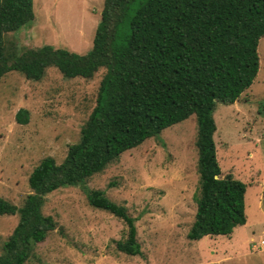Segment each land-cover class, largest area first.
Masks as SVG:
<instances>
[{"label":"rangeland","instance_id":"rangeland-1","mask_svg":"<svg viewBox=\"0 0 264 264\" xmlns=\"http://www.w3.org/2000/svg\"><path fill=\"white\" fill-rule=\"evenodd\" d=\"M104 0H33L34 19L6 35L8 50L21 53L45 45L80 55L92 48ZM253 84L232 105L213 112L215 154L222 175L246 185V223L227 236L187 238L199 189L195 116L173 125L120 155L86 182L135 218L141 256L116 248L125 223L93 208L80 187L46 196L41 212L55 221L24 264H264V37L257 48ZM100 69L92 78L67 79L54 67L40 81L11 71L0 79V199L20 208L31 194L28 177L46 157L57 164L95 106ZM19 110L28 114L18 124ZM19 215L0 216V255Z\"/></svg>","mask_w":264,"mask_h":264},{"label":"trees","instance_id":"trees-1","mask_svg":"<svg viewBox=\"0 0 264 264\" xmlns=\"http://www.w3.org/2000/svg\"><path fill=\"white\" fill-rule=\"evenodd\" d=\"M33 0H0V79L11 71L40 81L47 68L63 77L92 78L100 69L95 106L59 164L46 157L28 177L32 191L22 207L0 199V216L19 215L2 248L0 264H24L34 244L56 226L41 212L46 196L80 187L88 203L122 220L126 239L119 252L141 256L135 218L86 182L124 152L195 116L197 132L196 213L187 238L227 236L246 223V185L222 175L214 145L213 112L232 105L259 70L264 37V0H104L92 48L83 55L45 45L21 53L8 50L6 35L33 21ZM18 124L28 123L19 110Z\"/></svg>","mask_w":264,"mask_h":264},{"label":"built area","instance_id":"built-area-1","mask_svg":"<svg viewBox=\"0 0 264 264\" xmlns=\"http://www.w3.org/2000/svg\"><path fill=\"white\" fill-rule=\"evenodd\" d=\"M264 246V240L260 242V244L257 247L262 248Z\"/></svg>","mask_w":264,"mask_h":264}]
</instances>
